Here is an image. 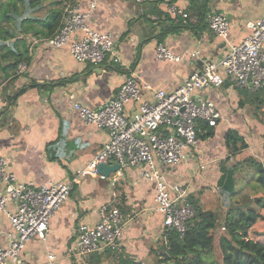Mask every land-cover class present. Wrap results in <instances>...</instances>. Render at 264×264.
I'll return each mask as SVG.
<instances>
[{
	"label": "crops",
	"instance_id": "1",
	"mask_svg": "<svg viewBox=\"0 0 264 264\" xmlns=\"http://www.w3.org/2000/svg\"><path fill=\"white\" fill-rule=\"evenodd\" d=\"M193 2L78 0L80 8L89 13L88 24L95 30L112 34L121 66L109 56L99 64L80 62L66 47H51L45 43L46 38H31V59L26 71L12 82L0 85V108L17 88L32 79L53 81V86L47 90H25L16 103L7 105L0 113V155L8 158L16 175L37 184L71 180L107 139L104 129L83 123L73 102L90 108L101 106L115 95L130 71L154 88L172 90L188 73L200 69L205 60L218 59L230 44L248 35L252 23L264 15V0H208L201 15L196 14ZM171 4L182 8L187 15L169 13ZM215 11L228 18L225 38L216 36L208 27V15ZM180 19L181 24H177ZM158 42L181 55V59H158L154 54ZM261 92L260 95L246 89L234 90L227 79L219 87L195 90L196 99L207 98L216 103L223 119L213 126L211 136L198 138L192 156L174 166L157 165L169 185H187L189 198L194 197L203 209L212 206L215 212H220L219 222L232 207L224 206L222 199L229 197L218 189L223 168L231 167L245 156H254L264 162V124L256 118L258 110L251 112L247 105L248 99H252L260 106L264 88ZM239 102H242L240 107ZM134 106L132 103L126 105L125 111L129 112ZM230 127H234L247 143L241 151L250 154L228 153L224 138ZM54 140H58V144L52 152L58 158L51 160L45 145ZM117 170L106 175V179L78 175L72 191L51 217L46 238L32 237L25 243L20 253L22 264H42L48 250L56 254V264H105L107 259L112 264L118 254L144 264H153L152 258L156 262V249L161 245L158 242H162L165 228L161 213L154 210V187L140 175L137 167H128L118 174ZM238 194L234 191L230 199H237ZM108 200L114 201L125 218L119 247L92 252L86 260L75 256L77 225L93 224L97 220L94 209ZM13 205L11 203L8 208L13 209ZM239 208L245 209L242 205ZM11 228L6 215L0 212L1 244H6V232ZM219 229L220 225L214 229L215 233ZM109 252L113 254L107 257Z\"/></svg>",
	"mask_w": 264,
	"mask_h": 264
},
{
	"label": "built area",
	"instance_id": "2",
	"mask_svg": "<svg viewBox=\"0 0 264 264\" xmlns=\"http://www.w3.org/2000/svg\"><path fill=\"white\" fill-rule=\"evenodd\" d=\"M168 12L187 15L175 4L168 6ZM88 17V11L76 1L68 2L60 26L45 43L66 47L80 62L99 64L109 56L121 64L112 34L93 29ZM208 27L216 36L225 38L228 18L220 11L211 12ZM154 54L161 60L181 59L163 42L156 44ZM26 68L25 61L19 62L17 73L23 74ZM226 79L234 90L254 92L264 87V15L252 23L248 35L230 44L218 59L205 60L200 69L188 73L172 90L154 88L130 71L115 95L101 106L90 108L73 102L83 123L104 129L107 139L71 180L37 184L20 179L8 158L0 155V212L12 227L6 232V244L0 243V264H22L20 253L25 243L32 237L46 238L49 221L72 191L77 176L106 179L98 170L100 163H117V174L137 167L154 187V210L161 213L162 225L181 236L194 215L188 187L181 183L169 185L157 165L174 166L193 155L200 121L215 126L222 117L213 100L196 99L193 92L219 87ZM131 103L135 106L126 112V105ZM11 203L13 209L8 208ZM94 211L97 220L93 224L79 223L75 230L73 254L79 258L108 247L118 248L123 237L125 218L114 201L102 202ZM56 259V254L48 250L42 264H56Z\"/></svg>",
	"mask_w": 264,
	"mask_h": 264
},
{
	"label": "trees",
	"instance_id": "3",
	"mask_svg": "<svg viewBox=\"0 0 264 264\" xmlns=\"http://www.w3.org/2000/svg\"><path fill=\"white\" fill-rule=\"evenodd\" d=\"M77 0H0V85L12 82L19 75L17 65L21 61L27 64L31 59L29 50L31 38H48L53 35L61 24L65 5ZM208 0H194L196 14L206 10ZM199 2V3H197ZM181 19L177 24H181ZM116 63V62H115ZM119 64V63H117ZM121 66V64H119ZM53 86L51 82H39L34 79L17 88L7 103L0 108V113L16 103L17 97L29 88L38 90ZM260 107V106H258ZM198 138H207L213 134V126L200 121ZM225 145L229 154H236L247 146L243 136L234 129L225 133ZM58 140L45 145L49 159L58 158L53 154ZM264 150V144H263ZM50 153V154H49ZM254 170L259 184L263 187L260 195L254 197L257 207H264V163L254 156H245L231 167L223 168L218 179L219 190L227 199L228 206L231 194L236 185L235 173L238 170ZM190 197L194 206V215L187 221L186 231L179 236L173 229H165V241L156 249L157 264L173 262L174 264H264V242L248 237L250 227L264 215L251 206L246 209L229 207L222 218L211 209L202 206ZM220 225V231L214 229ZM223 227V228H222ZM264 233V230H263ZM218 236L221 262L209 260L214 247V236ZM114 264H144L129 257H118Z\"/></svg>",
	"mask_w": 264,
	"mask_h": 264
},
{
	"label": "rangeland",
	"instance_id": "4",
	"mask_svg": "<svg viewBox=\"0 0 264 264\" xmlns=\"http://www.w3.org/2000/svg\"><path fill=\"white\" fill-rule=\"evenodd\" d=\"M78 2V0H77ZM264 88V87H263ZM258 89L257 91H254V92H250L248 91L249 93H257L259 92V94L261 95L262 94V89ZM243 90V89H242ZM230 100V99H229ZM253 100L251 99H248V103L247 105H249L250 109H251V112L254 111L255 109L258 110V115L256 116V118L261 121L263 124H264V99L262 98L261 96V99H260V107H258V102H253ZM229 103V102H228ZM239 107L242 105V102H239ZM250 109H249V112H250ZM223 119V116L222 118ZM252 127V126H251ZM251 127L249 126V130H252ZM253 128V127H252ZM230 129H234V127H230ZM235 130V129H234ZM238 132V131H237ZM263 135H260L259 137H262ZM264 140V138H263ZM264 144V143H263ZM263 148V146H262ZM253 150H256V148H253ZM242 152V151H239L238 154ZM243 155H246V154H250L249 151H243L242 152ZM263 162V161H262ZM264 163V162H263ZM235 178L237 179L236 180V188H234V191H236V193L238 194L237 196V199H230V201H228L229 205H231L232 207H236V206H241L243 208L246 209V207L248 206H251L253 208H256V204L254 202V197H256V195H259L262 190H263V187L259 184L258 182V179H257V173L254 171V170H249L247 171L246 169L243 170V167L241 168V170H238L236 173H235ZM211 187L208 186V190L210 191ZM219 189V188H218ZM216 190V192H219V190ZM234 193V192H233ZM233 193L231 195H233ZM212 200V199H211ZM222 201H227V199H222ZM224 204V203H223ZM219 205V203H218ZM210 206V205H209ZM225 206V204H224ZM220 208V207H218ZM210 209L212 211H214V207L210 206ZM257 209L259 210V212L261 214L264 215V207H257ZM122 211V210H121ZM222 211V210H221ZM226 211L223 210V212ZM123 213V212H122ZM220 212H216L217 214V218H218V214ZM263 230H264V219H258L249 229V233H248V237L250 238H253L255 240H258V241H261V242H264V233H263ZM218 236L219 234H215L214 236V247H213V251H212V254L208 257L209 260H213L215 262H218L220 263L221 262V253H220V249H219V246H218ZM161 241L164 242L165 241V236H164V233H163V236L161 237ZM162 242H158L159 245L162 243ZM112 252H109L107 254V257H109ZM92 253H89L88 255L85 256V260L89 257V255H91ZM119 255V254H118ZM120 257L122 258V255L120 254ZM136 261H139V260H136ZM115 262V261H114ZM114 262L112 264H114ZM152 262L153 264H156L155 260L152 258ZM110 263V259H107V262L105 264H109Z\"/></svg>",
	"mask_w": 264,
	"mask_h": 264
},
{
	"label": "water",
	"instance_id": "5",
	"mask_svg": "<svg viewBox=\"0 0 264 264\" xmlns=\"http://www.w3.org/2000/svg\"><path fill=\"white\" fill-rule=\"evenodd\" d=\"M118 169V164L108 165L106 163H100L98 165V170L104 175H109L111 171H116ZM160 264H174L173 262H162Z\"/></svg>",
	"mask_w": 264,
	"mask_h": 264
}]
</instances>
